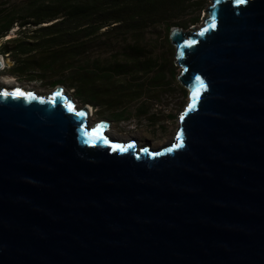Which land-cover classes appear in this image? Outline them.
I'll return each mask as SVG.
<instances>
[{
	"label": "water",
	"instance_id": "1",
	"mask_svg": "<svg viewBox=\"0 0 264 264\" xmlns=\"http://www.w3.org/2000/svg\"><path fill=\"white\" fill-rule=\"evenodd\" d=\"M168 40L188 99L157 149L0 82V264H264V0Z\"/></svg>",
	"mask_w": 264,
	"mask_h": 264
},
{
	"label": "trees",
	"instance_id": "2",
	"mask_svg": "<svg viewBox=\"0 0 264 264\" xmlns=\"http://www.w3.org/2000/svg\"><path fill=\"white\" fill-rule=\"evenodd\" d=\"M205 1L0 0V55L9 75L62 85L110 120L156 123L144 99L163 83L149 76L153 42L196 24Z\"/></svg>",
	"mask_w": 264,
	"mask_h": 264
},
{
	"label": "rangeland",
	"instance_id": "3",
	"mask_svg": "<svg viewBox=\"0 0 264 264\" xmlns=\"http://www.w3.org/2000/svg\"><path fill=\"white\" fill-rule=\"evenodd\" d=\"M209 4L210 0H206L204 7L199 10V21L191 26L197 27L201 25L204 17V9ZM13 31L14 29H11L9 34H13ZM154 35L152 38H155ZM153 44L154 50L152 55L158 62H156L157 67L152 70L149 76L159 71L163 75V83L158 87L152 88L150 93H148V97L144 96V99L151 111L157 114L156 123L148 122L145 119L136 120L132 118L126 121L116 122L108 119L104 115H99L91 106L89 122L92 123L100 120L107 121L108 134L113 140L134 139L136 143L139 144L138 147L147 145L151 149H157L169 145L170 140L172 142L175 139V132L179 127L177 117L186 105L188 93L187 90L179 84L176 78L180 71V67L174 63V46L169 41L165 42L159 36ZM10 64L11 62L3 58V66L0 68V81H8L11 87L14 86V84H18L42 94H49L55 88V86L48 87L39 82V80H29L26 77L16 78L9 75L5 69ZM5 85L8 84L6 83ZM62 88L77 107L83 105L73 97L70 89H66L63 86Z\"/></svg>",
	"mask_w": 264,
	"mask_h": 264
},
{
	"label": "snow or ice",
	"instance_id": "4",
	"mask_svg": "<svg viewBox=\"0 0 264 264\" xmlns=\"http://www.w3.org/2000/svg\"><path fill=\"white\" fill-rule=\"evenodd\" d=\"M236 2H237V4H242V3H245L246 0H236ZM16 95L23 96V95H25V93L20 92L19 90H17ZM27 95H28V96H31L32 94H31V93H28ZM95 131H96V130H94V132H95Z\"/></svg>",
	"mask_w": 264,
	"mask_h": 264
},
{
	"label": "bare ground",
	"instance_id": "5",
	"mask_svg": "<svg viewBox=\"0 0 264 264\" xmlns=\"http://www.w3.org/2000/svg\"><path fill=\"white\" fill-rule=\"evenodd\" d=\"M3 63V62H2ZM3 85H5L6 83L8 84V85H10L9 84V82L8 81H0ZM78 108V107H77ZM89 108H90V106H89ZM90 111V112H89ZM89 111H88V120L90 121V118H89V115H90V113H91V108L89 109ZM126 141L128 140V139H125ZM124 140V141H125ZM169 143H171V140H170V142ZM138 146H139V144H137Z\"/></svg>",
	"mask_w": 264,
	"mask_h": 264
},
{
	"label": "clouds",
	"instance_id": "6",
	"mask_svg": "<svg viewBox=\"0 0 264 264\" xmlns=\"http://www.w3.org/2000/svg\"><path fill=\"white\" fill-rule=\"evenodd\" d=\"M90 109V108H89ZM90 112V111H89Z\"/></svg>",
	"mask_w": 264,
	"mask_h": 264
}]
</instances>
